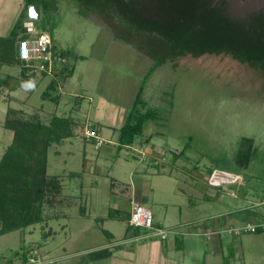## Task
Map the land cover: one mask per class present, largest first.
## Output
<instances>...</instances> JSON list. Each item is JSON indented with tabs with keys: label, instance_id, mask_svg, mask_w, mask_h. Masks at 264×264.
<instances>
[{
	"label": "rangeland",
	"instance_id": "obj_1",
	"mask_svg": "<svg viewBox=\"0 0 264 264\" xmlns=\"http://www.w3.org/2000/svg\"><path fill=\"white\" fill-rule=\"evenodd\" d=\"M30 2L41 3L37 28L52 37L58 53L66 52V66L69 72L75 69L74 75L66 79L62 77L61 72L65 68L62 65L57 68L59 74L55 78L54 75L36 74L21 83L12 82V88L16 89L2 88L0 98L8 100L10 95L16 98L10 105L22 111L20 117L26 119L39 115L48 123L57 115L72 117L76 121L74 136L54 145L48 157V175L59 176L65 187L68 182L71 186L62 188L57 196H50V202L44 206L41 223L0 237V264H10L13 260V264H18L20 256L34 249L46 263L81 264L80 261L90 253L108 248L102 247L110 242L104 230L116 236L113 241L116 244L124 243L131 250L137 248L139 244L126 243L130 231L125 220L113 216L118 214L114 210L116 200L124 198L126 190H131L138 183L142 177L141 170L144 167L149 170L147 179L153 181L154 188L143 206L152 210L155 219L161 220L168 205L187 204L196 199L191 194L192 190L185 188L186 193L178 190L190 183L188 171L194 175L196 168L201 172L199 175H208L215 169L238 171L235 163L244 138L253 139L256 148L246 172L249 182L245 190L256 194V200L262 199L264 71L253 70L226 55L187 56L159 67L145 83L154 61L134 44L118 40L111 27L97 15L82 14L73 0H0V38L7 37L22 16L25 21L32 20ZM20 68L4 67L0 83L4 73L22 78ZM54 79L58 85L52 95L60 94L59 104L43 99V92ZM143 85L142 99L146 105L140 106L139 110L142 113L155 112L158 116L145 123L144 134L135 144L137 150L124 148L120 153L115 152L114 157L106 158L89 146L88 151L97 154L94 177L98 187L91 185L94 177H86L84 181L78 177L70 179L69 170L82 169L83 141H90L88 134L94 132L101 139L118 143L119 130L125 125ZM9 109L8 102L1 100L0 161L14 137L13 132L5 128ZM151 138V143H147ZM140 142L145 143L141 145L145 149L139 148ZM70 151L75 153L71 155ZM180 152L184 154L174 166V156ZM99 157L102 159L98 160ZM152 158L157 160L156 165L160 162L161 166L157 167ZM164 168L174 171L173 179L158 176L159 170ZM112 178L119 181L118 185ZM186 180L189 181L186 183ZM238 183H244L243 178ZM232 185L235 184L221 187ZM88 194L89 200L93 201L92 218L84 221L79 216ZM68 197H73L69 211L65 207ZM67 212L73 215L71 232L76 240L68 244L65 243L64 232L59 233L61 226L55 222ZM108 214L112 215L111 219L103 222L102 217ZM120 215L128 217L124 213ZM97 217L99 224L94 220ZM83 227L88 230L82 231ZM98 264L112 263L102 261ZM119 264H130V261Z\"/></svg>",
	"mask_w": 264,
	"mask_h": 264
},
{
	"label": "trees",
	"instance_id": "obj_2",
	"mask_svg": "<svg viewBox=\"0 0 264 264\" xmlns=\"http://www.w3.org/2000/svg\"><path fill=\"white\" fill-rule=\"evenodd\" d=\"M73 1L82 14L94 13L111 27L118 40L134 44L154 61L145 83L159 67L187 56L226 55L253 70L264 71L263 12L234 17L226 12L225 3L213 4L206 0L163 1L159 6H153V10H145V4L136 0ZM29 5L33 10L37 8L38 16H41V3L30 2ZM25 22L22 16L11 34L0 38V65L20 66L22 78L19 83L36 75L28 74L19 58V42L27 38ZM53 52L56 58L54 78L59 74L57 68L62 65L65 68L61 76L65 79L72 77L75 69L69 72L66 52L58 53L54 42ZM81 59L85 60V57ZM43 75L48 76L46 73ZM57 85L56 80H52L43 92L44 100L50 99L59 104L60 94L52 95ZM144 88L145 85L125 125L119 130L118 153L134 146L144 134L145 123L158 116L155 112L142 113L139 110L140 106L146 105L142 99ZM20 114L22 111L10 108L5 120V128L12 131L14 137L0 161V237L43 221L45 204L50 202L51 195H59L63 188L62 178L48 175L49 150L73 137L77 126L72 117L54 115L47 123L39 115L26 119ZM147 140L149 142L151 139ZM255 151V141L244 138L235 163L238 169L249 167ZM183 154L176 153L174 163ZM152 161L156 165L157 160L152 158ZM156 166H161V163ZM126 219L129 221L130 216ZM132 229L139 228L128 226V231ZM27 255L24 253L18 259L27 262ZM111 255L107 248L90 253L87 259L98 262L109 259Z\"/></svg>",
	"mask_w": 264,
	"mask_h": 264
},
{
	"label": "crops",
	"instance_id": "obj_3",
	"mask_svg": "<svg viewBox=\"0 0 264 264\" xmlns=\"http://www.w3.org/2000/svg\"><path fill=\"white\" fill-rule=\"evenodd\" d=\"M12 30H10L7 37L11 34ZM4 67L15 66L0 65V73ZM20 79H17L10 73L2 74L0 90L2 88L5 90L16 89L15 87L12 88L11 83H19ZM1 100L8 102V109H15L11 107L10 104L12 101H16V98H13L10 95L8 100L0 98V101ZM100 136L102 137L101 132ZM102 139L105 141V145L98 148V151L95 149L97 143L96 140H84L85 143L83 141L82 169H79V171L69 170L68 176L70 179L78 177L84 181L83 179L86 177L95 176L96 171L94 168H97L98 163L95 155L97 154H91L87 147H93L99 156L102 154V156L106 158L107 156L114 157L115 152L118 153V143H115L112 140H107L103 137ZM151 141L147 143H151ZM144 144L140 142V144H138L139 148L145 149L142 148L144 146H141ZM72 147H75L74 144H72ZM135 147L136 146L134 145L129 148L137 150ZM68 153L73 155L75 152L70 151ZM101 159L102 157L98 158V160ZM177 163L178 162H175L174 166ZM248 168L238 169V171L235 172L222 170L240 175L243 178L244 183L220 188H214L207 184V176L210 174H206L207 176L199 175L201 172L199 173L197 168L195 169L196 175H194L193 172L188 171L187 175L188 178L190 177V183L188 182L189 180H186V183L188 182V184H184V186L178 190L181 193H186V189L192 190L191 194H194L196 199H191L187 204H170L162 214L161 220H158V217L156 219L154 218L157 227L176 229L179 231L180 235L171 236L167 241H161L150 236L142 229H132L130 230V238L126 240V243L139 245H137V248L133 247L134 249L131 250L126 248L124 243L116 244L113 242L116 240V236L111 231L104 230L110 242L102 247H108L112 255L109 259L103 261H111L112 264H119L123 261H130V264H264V231L238 237L226 232L229 228H236L248 222L264 221V196L261 200H256V194H251L245 190V188L248 187L249 182L248 174H246ZM148 171L149 170L144 167L140 172L142 177L139 178L138 183L135 186H132L131 190H126L125 199H117L114 204V210L118 214L113 217H115V219L121 218L125 220L127 226H129L127 219L123 218L120 213L130 216L134 206L144 205L145 201L148 199V195L154 191L153 181L151 182L147 179L150 175ZM162 175L163 177H168V179H173L174 171H167L164 168L163 170H159L158 173V176L161 177ZM112 180L118 185L119 181L116 178H112ZM92 181L91 185L98 187V182L96 183L97 180H95V177ZM66 184L65 187L64 182L62 183L63 189H67L71 186L69 182ZM187 185H189V187H187ZM116 187L113 188V190L116 189ZM83 188L84 186L82 184L81 189ZM89 195L90 194L85 196V205H82L80 210L79 217L84 221H90L92 218L91 212L93 201L89 200ZM71 198H67L68 204L65 206L68 211L69 208L73 206L72 201L70 200ZM239 202L243 203L240 204ZM64 203L61 205H64ZM72 217L73 215L67 212L62 214L59 219L55 220V222H58L61 226L59 233L64 232L65 243L67 244L76 241L75 236L72 235L71 232L72 228L70 221ZM111 217L112 215L108 214L106 217H102V220L103 222L109 221ZM94 220L96 224H99L100 221L98 217L96 219L94 218ZM81 229L82 231L88 230L87 227ZM209 231L218 232L219 234L208 239L205 236V233ZM65 251H67V249ZM80 262L81 264H98L102 261L92 262L87 258H84L83 261Z\"/></svg>",
	"mask_w": 264,
	"mask_h": 264
},
{
	"label": "built area",
	"instance_id": "obj_4",
	"mask_svg": "<svg viewBox=\"0 0 264 264\" xmlns=\"http://www.w3.org/2000/svg\"><path fill=\"white\" fill-rule=\"evenodd\" d=\"M27 38L19 42V58L23 66L28 70V74L54 75L55 56L53 52V39L47 32H40L36 25V20L32 19L24 23ZM89 140H96V148L104 144V140L99 138L94 132L87 135ZM242 179L240 175L231 174L222 170H214L208 179L212 187H221L223 185L238 184ZM128 224L132 228H139L161 241H167L171 236L180 235L176 229L161 228L155 226L154 215L151 209L143 205H136L132 209ZM264 231V221L248 222L236 228H229L226 232L233 236H242L245 234ZM218 232H207L205 236L211 239ZM27 262L19 261L18 264H51L40 256L39 251L34 249L27 255Z\"/></svg>",
	"mask_w": 264,
	"mask_h": 264
},
{
	"label": "flooded vegetation",
	"instance_id": "obj_5",
	"mask_svg": "<svg viewBox=\"0 0 264 264\" xmlns=\"http://www.w3.org/2000/svg\"><path fill=\"white\" fill-rule=\"evenodd\" d=\"M128 2L132 0H127ZM143 5L145 4V10H153V6L162 4L163 1L171 3L176 0H136ZM211 1L213 4L225 3L226 12L234 17H246L253 13H264V0H206ZM260 4L261 6H258ZM39 10L35 8L33 14L37 15ZM94 13H89V15ZM150 14V13H149Z\"/></svg>",
	"mask_w": 264,
	"mask_h": 264
},
{
	"label": "water",
	"instance_id": "obj_6",
	"mask_svg": "<svg viewBox=\"0 0 264 264\" xmlns=\"http://www.w3.org/2000/svg\"><path fill=\"white\" fill-rule=\"evenodd\" d=\"M30 13H31V19H34V20H38V19H40V16H38V14L37 15H35V14H33V9L31 8V10H30Z\"/></svg>",
	"mask_w": 264,
	"mask_h": 264
}]
</instances>
